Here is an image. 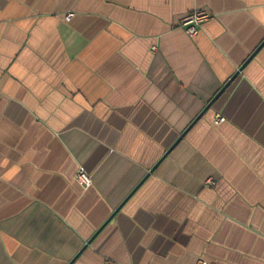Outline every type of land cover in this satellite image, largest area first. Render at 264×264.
I'll list each match as a JSON object with an SVG mask.
<instances>
[{"label":"crops","instance_id":"1","mask_svg":"<svg viewBox=\"0 0 264 264\" xmlns=\"http://www.w3.org/2000/svg\"><path fill=\"white\" fill-rule=\"evenodd\" d=\"M263 41L264 0H0V264H264Z\"/></svg>","mask_w":264,"mask_h":264},{"label":"built area","instance_id":"2","mask_svg":"<svg viewBox=\"0 0 264 264\" xmlns=\"http://www.w3.org/2000/svg\"><path fill=\"white\" fill-rule=\"evenodd\" d=\"M71 16L72 13H69L66 16V18L70 19ZM212 16L213 14L211 12L205 9H198L186 14L181 21V26H183L190 35H196L201 29L203 23L206 20L210 19ZM224 120L225 117L222 114L218 113L214 119V122L220 123ZM76 179L80 184L84 186L91 185L93 182L92 175L83 166H80L79 169L77 170ZM207 183L208 184L213 183V179H208ZM198 264H212V263L204 259H199Z\"/></svg>","mask_w":264,"mask_h":264},{"label":"water","instance_id":"3","mask_svg":"<svg viewBox=\"0 0 264 264\" xmlns=\"http://www.w3.org/2000/svg\"><path fill=\"white\" fill-rule=\"evenodd\" d=\"M263 43H264V41H263ZM263 43H261V45H259V47L256 49V50H258L261 46H262V44ZM254 55V53H252L251 55H250V57L245 61V63L240 67V69L238 70V71H236L235 73H234V75L223 85V87L220 89V91L215 95V97L209 102V104L205 107V109L203 110V112L213 103V101L227 88V86L230 84V82L239 74V72L241 71V69L244 67V65L246 64V62L252 57ZM202 112V113H203ZM201 113V114H202ZM200 114V115H201ZM198 118V117H197ZM86 246V245H85ZM74 260V259H73ZM72 260V261H73ZM71 261V262H72Z\"/></svg>","mask_w":264,"mask_h":264}]
</instances>
